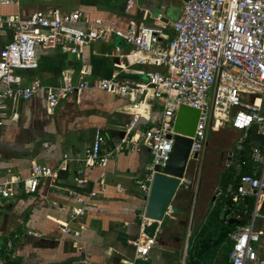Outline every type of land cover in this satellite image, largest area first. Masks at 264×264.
Segmentation results:
<instances>
[{"label":"crops","instance_id":"0c3cea01","mask_svg":"<svg viewBox=\"0 0 264 264\" xmlns=\"http://www.w3.org/2000/svg\"><path fill=\"white\" fill-rule=\"evenodd\" d=\"M11 1L9 5L0 4V16L27 18L36 11H80L90 18L113 22L123 32L160 22L165 26L163 32L166 35V39L156 46L160 50L168 47L173 37L171 23L180 16L183 5V0ZM10 39L11 32L0 29V48ZM132 51L130 44L111 36L88 45L82 60L59 51L39 53L38 68L19 73L21 85L40 81L44 86H54L60 83L63 72L74 83L80 79L92 82L112 76L121 82H145L146 72L164 71L162 67L126 59ZM139 57L143 55L139 54ZM4 88L0 84V93ZM5 104L8 116L0 127V175L25 177L32 163L52 168L65 165L66 170L59 172L56 184L41 181L35 194L19 192L16 199L0 198V264H180L183 259L187 264L193 236L205 226L215 208H220L221 216L227 214L225 218L230 225L238 224L235 219L239 220L240 215L234 208L228 214L226 202L229 198L234 205H240L243 215L248 213L246 225L251 222L254 199L245 197L241 201H233L238 171L244 165L239 163L240 157L246 158V152L254 146L249 143V138L244 143L245 152L237 154L234 163L227 162L228 154L239 143L241 132L232 129L233 135L240 136L235 146L227 151L217 184L210 183L216 177H211L210 171L207 185H204L202 172L207 149L213 144L218 148L213 140L220 139L219 133L224 132V126L208 129L204 148L199 159L189 163L171 203L170 215L165 216L162 222H156L153 235H149L145 228L153 221L144 218L146 200L139 194L138 182L146 174L151 156L148 148L140 142L146 130L157 126L162 114L159 101L149 97L132 101L100 90H85L61 101L52 114L47 113L44 91L26 101L12 103L6 100ZM13 112L17 117L11 120ZM262 113L264 115V97ZM134 116L138 119L133 123ZM113 127H126L127 131L123 134ZM96 130L105 137L101 154L108 155L107 161L104 165L86 167L84 158ZM211 131H214L213 137H209ZM250 131L251 128L249 135ZM125 137L138 140L133 150L121 145ZM246 159L251 170L250 156ZM79 170L87 180L82 189L74 186ZM225 175L228 177L227 186ZM223 177L224 187L220 188ZM72 190L84 199L89 192H95L90 204L96 203L97 207H87L82 217L71 221V210L76 206L68 192ZM258 213L264 215V198ZM55 221L67 222L69 228L79 231L80 235L75 238L60 235ZM254 229L264 231V219L257 217ZM28 231L40 236H28ZM233 232L227 235L226 241L207 264H230L227 250L233 245L230 238ZM145 237H155L157 245L146 260H139L135 258L131 243ZM8 242L11 249L6 251Z\"/></svg>","mask_w":264,"mask_h":264},{"label":"built area","instance_id":"2783aa9c","mask_svg":"<svg viewBox=\"0 0 264 264\" xmlns=\"http://www.w3.org/2000/svg\"><path fill=\"white\" fill-rule=\"evenodd\" d=\"M0 4L9 5L12 1L0 0ZM164 27L159 22L123 32L113 22L93 19L80 11H36L27 18L0 16V29L11 32V39L0 48V84L5 87L0 93V127L8 116L6 100L12 103L26 101L41 91L45 92L48 114H52L67 97L85 90H100L132 101L149 97L161 103L162 114L157 126L146 130L140 142L148 148L151 156L146 174L138 182L142 198L147 199L157 169L163 173L169 162L175 136L173 123L181 105L200 112L191 138L189 161L199 159L208 129H219L228 121L232 129L241 132L239 143L227 156V162L234 163L236 155L245 152L244 143L253 124L257 125V134L264 137V0H183L180 16L171 23L173 37L168 47L160 50L156 46L166 39ZM111 36L121 38L133 47L126 59L162 67L164 71L146 72L145 82H121L112 76L92 82L80 79L74 83L63 72L60 83L54 86H44L40 81L21 85L19 73L37 69L39 53L59 51L82 60L88 45ZM10 117L13 120L17 116L13 112ZM137 119L134 116L133 123ZM137 141L125 137L121 145L132 149ZM104 144L105 137L96 130L84 158L86 167L106 163L108 155L101 154ZM194 154L197 159L193 158ZM250 162L251 173L238 177L233 201L251 197L255 208L250 224L230 234L233 241L230 264H264V231L254 229V220L257 217L264 219V215L258 213L264 198V147L254 145L250 148ZM64 170L65 165L52 168L32 163L25 177L0 175V198L16 199L19 192L35 194L41 181L56 184L59 172ZM85 184L87 180L79 170L74 186L82 189ZM68 192L76 204L71 210V221L82 217L87 207H97L96 203L90 204L95 192H89L86 199L77 191ZM170 212L171 208H168L165 216ZM55 223L60 235L74 238L80 235L79 231H72L67 222ZM27 235L40 236L31 231ZM131 245L135 249V258L146 260L157 242L155 237H145ZM10 249L11 243L8 242L5 250ZM180 264H185V260Z\"/></svg>","mask_w":264,"mask_h":264},{"label":"water","instance_id":"95a60500","mask_svg":"<svg viewBox=\"0 0 264 264\" xmlns=\"http://www.w3.org/2000/svg\"><path fill=\"white\" fill-rule=\"evenodd\" d=\"M200 112L189 106H179L174 123L173 132L175 133L172 151L169 162L163 173L157 169L153 176L149 195L146 199L144 218L153 222H162L165 213L170 208L171 203L184 179L189 166V154L192 140ZM125 134L126 127H113ZM171 138L170 135L167 136ZM249 143L255 146L264 147V137L257 134V125L253 124L249 135ZM246 158H249L250 152H246ZM197 159V154L193 155ZM225 178H221L219 187H224ZM219 193V190L218 192ZM233 223V222H230Z\"/></svg>","mask_w":264,"mask_h":264},{"label":"trees","instance_id":"16d2710c","mask_svg":"<svg viewBox=\"0 0 264 264\" xmlns=\"http://www.w3.org/2000/svg\"><path fill=\"white\" fill-rule=\"evenodd\" d=\"M246 148H249L246 145ZM239 163H244L241 169L238 171L239 176L250 174V168L248 167V161L244 156L240 157ZM238 176V177H239ZM226 177V186L228 183V177ZM230 181V180H229ZM225 186V187H226ZM237 186V184H236ZM248 203V202H247ZM226 205L229 207L228 214L231 208H234V211L240 215L239 220L235 219L238 224H229L225 215H220V208H215L207 219L205 226H203L200 231L196 232L193 236V241L190 245L189 249V258L187 264H207L213 257L217 254V250L220 245L226 241L227 235L234 230H236L240 226H244L247 224L248 216L243 215V209L240 205H234L232 200L229 198L226 202ZM157 227L156 222L151 223L148 227L145 228V231L149 235H153L155 229ZM232 249V245L229 246L227 253L229 255ZM227 255V257H228Z\"/></svg>","mask_w":264,"mask_h":264},{"label":"rangeland","instance_id":"374dc122","mask_svg":"<svg viewBox=\"0 0 264 264\" xmlns=\"http://www.w3.org/2000/svg\"><path fill=\"white\" fill-rule=\"evenodd\" d=\"M208 101L210 102V99ZM223 131H224L223 133L222 132L219 133L220 139L213 140V143L217 144L218 148H216L215 145L213 144V146H209V148L207 149V153L204 161V168L202 172V177H203L202 183L204 185H207L208 174L210 171H212V173H210L211 177L216 176L213 177L214 179L210 183L212 185L217 184L216 183L218 179L217 176L221 174V172L224 169L223 163L225 161L227 151L230 150L231 147H233V145L235 146V141H237V139L240 136V134L233 135L234 132L232 131V126L228 121L225 122ZM213 136H214V131H211L209 137H213Z\"/></svg>","mask_w":264,"mask_h":264},{"label":"bare ground","instance_id":"6f19581e","mask_svg":"<svg viewBox=\"0 0 264 264\" xmlns=\"http://www.w3.org/2000/svg\"><path fill=\"white\" fill-rule=\"evenodd\" d=\"M224 118V116H222Z\"/></svg>","mask_w":264,"mask_h":264}]
</instances>
